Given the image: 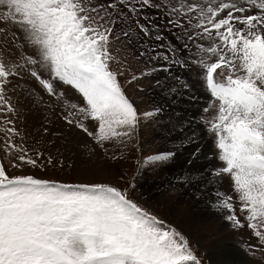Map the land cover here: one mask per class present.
I'll return each mask as SVG.
<instances>
[{
    "label": "snow or ice",
    "instance_id": "1",
    "mask_svg": "<svg viewBox=\"0 0 264 264\" xmlns=\"http://www.w3.org/2000/svg\"><path fill=\"white\" fill-rule=\"evenodd\" d=\"M194 88L207 105L176 112L162 125L170 146L145 154L142 123ZM72 139L134 167L115 181L97 169L70 178ZM189 145L175 182L137 199L141 170L166 172ZM202 157L219 162L210 174ZM225 182L239 210L219 190L201 207ZM177 183L194 189L187 210L165 195ZM226 226L247 236L235 251L264 264V0H0V264H205L196 246Z\"/></svg>",
    "mask_w": 264,
    "mask_h": 264
},
{
    "label": "rangeland",
    "instance_id": "2",
    "mask_svg": "<svg viewBox=\"0 0 264 264\" xmlns=\"http://www.w3.org/2000/svg\"><path fill=\"white\" fill-rule=\"evenodd\" d=\"M111 50H112L113 55L116 56L118 59L122 58L125 55V51L123 50L122 45H120V44L114 43L111 46ZM112 67L114 69L116 67H118V65L116 64L115 61L112 62ZM185 75H187V74H185ZM120 79H121L122 83H125L124 77H121ZM125 87L127 89L128 95L130 97H132L133 99L137 98V92L135 91L134 88L128 87V85L126 83H125ZM198 92H200V89L194 88L192 95L195 93L197 94ZM148 95L155 96V92L150 90ZM195 97H196V95H195ZM200 99H201L202 103L199 105L198 109L202 111L203 107H205L208 103V96L203 92L202 95H200ZM200 99H199V101H200ZM148 103H150V99L146 98L145 103L140 104L139 107L141 109H144L147 107ZM166 112L168 115L173 117L176 112H181V111L179 109H177V111H176V107L174 105L167 104V105H165L164 114L162 115V117L159 115V118H158L159 122L152 121V122L142 123L141 128L139 130V139H140L142 147L145 149V154H154V152L157 149H163V148H167L170 146L169 144H166L163 141V137H164L166 129L162 125L164 122H167L169 120L167 118L168 115L166 114ZM214 114H215L214 111L209 113L210 116L214 115ZM44 115H45V113L43 110H33V111L28 112L27 118H28L29 124L38 125L44 119ZM162 145H164V146H162ZM199 146L203 150L205 149L204 153L206 156L212 155L213 140L207 133H204V135L202 136ZM189 147H190V145H189ZM182 150L183 149H181L178 152L179 154H177L178 160H176L168 168V170L166 172H156L149 166H145L141 170V177L138 180V185H142L143 187H138L137 192H136V198L137 199H139L141 201L146 200L148 197V192H146L144 189H145V187L149 186L150 184L156 185L155 181H161V182L167 183L169 180H172L175 182L176 177L175 176L172 177V173L179 170L180 166H182L184 164V161H185L184 157H186V155L189 154V152L184 153L186 151H182ZM65 156L71 158V159L65 160L66 164H74L76 166L75 170L66 169L65 174H69L70 178L74 177L80 171H83L85 169H88V170L97 169L101 173L106 174L104 176V178L112 179L113 181H115L116 177L120 171H128L130 173L132 168L134 167V160L133 159H129L124 164H117L115 162H111V161L107 160L103 155H95V154L89 155L87 150L83 149L80 145H78L75 142V139H72V140H70V142H68L67 152L65 153ZM206 160H208V159H206ZM218 163L219 162L216 159L208 160L207 167L205 166L204 170H202V171L211 170L215 166H217ZM50 174L55 175L56 173H50ZM206 174H208V172ZM176 186H178V183L176 184ZM218 186H219V188L217 189V191L218 190L219 191H227V193L229 195L233 196L234 200H237V210H239V202H238V198H237L234 190L232 188H230L226 182L223 184H219ZM177 189L178 188H175V189L169 188L168 192L165 195L171 197L173 200H178L179 204L176 205L178 208H184L187 210L189 208V205H190V203H188L189 202L188 196L189 197L192 196L193 190L186 188L185 189L186 194L180 195V193H181L180 188H179V190H177ZM152 191H153V193H155L157 191V189L154 188ZM205 192L208 193L210 195V197L213 196V194L215 193L214 189H208V188ZM177 195L181 196V198L177 197ZM185 198H186V200H185ZM203 201L205 202L207 200H203V195H202V202L200 204L201 207L203 206L202 205L204 203ZM192 210H195V209H192ZM217 235L219 238L214 243L205 240L204 242H202L201 245L196 246V247H198L199 254L204 258L205 264H216V261L213 260V255H216V253H219L221 251L219 248V243H218L219 240H223L224 238L227 237V239H228L227 242H230V243H229V247H228V245L225 247H228V249H229L230 246H233V247L237 246L241 242L242 239H247V236L240 237L238 235H234L232 233V230L230 228H228L227 226L225 228L220 229V232ZM210 247L211 248L215 247V250H212L213 255H209L208 250ZM241 256H242V258H234L233 257V259L240 262V264H243V262H245V261H249V262H251V264H261V262L259 260V253H257V258L255 260H253L252 257L245 255L244 253H242ZM218 258H220V257L218 256Z\"/></svg>",
    "mask_w": 264,
    "mask_h": 264
},
{
    "label": "bare ground",
    "instance_id": "3",
    "mask_svg": "<svg viewBox=\"0 0 264 264\" xmlns=\"http://www.w3.org/2000/svg\"><path fill=\"white\" fill-rule=\"evenodd\" d=\"M154 92V91H153ZM202 93H203V91L202 90H200V92H198L197 94L195 93V94H193L192 96L193 97H195V95H196V97H195V99H181L180 100V102L178 103V104H176V105H174L175 107H176V111H177V109H179L181 112H186L187 114H194V113H196L197 112V110H198V108H199V105L202 103V101H201V99H200V95H202ZM153 94V93H152ZM150 96V95H149ZM199 99H200V101H199ZM195 105V106H194ZM164 114V110H163V112L160 114V116L162 117V115ZM166 114H167V112H166ZM168 115V114H167ZM167 118L168 119H170L171 118V116L170 115H168L167 116ZM162 146H164V145H162ZM167 147V146H166ZM192 150V146L190 145V147L189 146H185V148H183V150L182 151H186V152H184V153H187V152H190ZM205 150V149H204ZM203 150V151H204ZM182 153V152H181ZM179 154V153H178ZM183 154V153H182ZM187 156V155H186ZM183 158V157H182ZM181 158V159H182ZM177 160H178V158H177ZM184 160H185V157H184ZM183 161V160H182ZM207 165H208V160H206V159H204L203 157L201 158V160L200 161H198V164H197V167L199 168V169H201V170H204V167L206 166L207 167ZM183 166H184V164L182 165V166H180V168H179V170H177V171H175V172H173L172 173V177L173 176H177L178 174H180L181 173V171L183 170ZM208 169V168H207ZM206 173L208 172V171H205ZM209 174V173H208ZM156 182V185L155 184H150V185H152L153 186V189L155 188V189H158V188H163V187H165V186H167V183L166 182H161V181H155ZM154 182V183H155ZM158 185V186H157ZM157 186V187H156ZM175 188H178L177 190H179V188H180V195H184V194H186V191H185V189L186 188H189V187H186V186H181L180 184H178V186H175ZM219 188V186L218 185H216V184H213V185H210V186H208V189H214V191L216 192L217 191V189ZM152 189V190H153ZM189 189H192L193 191H194V189L193 188H189ZM185 191V192H184ZM203 200H208V199H210V198H213V196H211L210 197V195L208 194V193H206L205 191L203 192ZM177 197H180L181 198V196H178L177 195ZM188 199H189V202L188 203H190L191 202V199H192V196L191 197H189L188 196ZM180 200V199H179ZM185 200H186V198H185ZM182 201V200H181ZM202 202V201H201ZM204 202V201H203ZM181 204V203H180ZM203 205V204H202ZM188 207V206H187ZM203 207V206H202ZM189 209V208H188ZM228 241V239H227V237L226 238H224L223 240H219L218 241V243H219V248H220V252L219 253H216V255H213V251L212 250H215V247L214 248H209V255H213V260L214 261H217L219 258H218V256L219 257H221V256H223L224 254H231V256L232 257H234V258H242V252H237V251H235V249H236V247L237 246H235V247H233V246H230V248L228 249V247H229V243L230 242H227ZM228 245V247H225V246H227ZM229 250V251H228Z\"/></svg>",
    "mask_w": 264,
    "mask_h": 264
}]
</instances>
